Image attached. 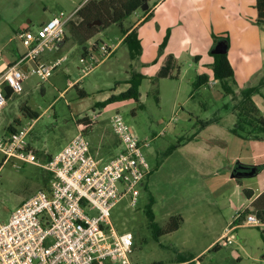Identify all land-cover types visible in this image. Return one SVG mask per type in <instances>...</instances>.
Returning <instances> with one entry per match:
<instances>
[{
  "label": "rangeland",
  "instance_id": "374dc122",
  "mask_svg": "<svg viewBox=\"0 0 264 264\" xmlns=\"http://www.w3.org/2000/svg\"><path fill=\"white\" fill-rule=\"evenodd\" d=\"M87 1L0 0V58L19 59L26 52L17 37L18 32L28 27L36 31L60 13L65 16L75 14ZM174 3L175 0H150L147 9L157 4L155 18L142 22L144 11L138 10L123 21L124 28L137 22L141 24H138L141 53L137 60H131L127 46L119 42L122 37L120 27L113 25L81 45L70 34L68 24L61 48L41 55L42 62L46 63L64 58L49 78L41 80L31 74V62L26 63V68L20 67L27 78L22 83L23 91L13 95L0 111V136L14 120L19 119L23 126L34 121L28 140L40 161L45 162L47 156L58 153L77 134V124L87 117L93 126L90 130V122L81 130L92 147V153L98 152L107 162L117 150L109 149L101 141L108 137L111 143H117L116 138L110 136V120L118 113L130 131L141 142L147 143L142 151L150 171L146 184L140 187L137 204L131 206L125 197L110 212L114 229L118 233L133 235L130 256L133 263L264 264V227H239L233 233V242L226 246L219 242L221 238L217 239L224 225L231 220L230 203L236 202L237 196L234 194L235 179L249 183L257 179V174L234 179L231 177L234 168L228 171L227 154H234L236 149L230 145V153L225 149L215 153L207 141L204 143V138L198 137L201 122L220 117L223 124L231 126L238 117L240 110L235 117L231 116L233 97L225 94L224 89L239 95L240 80L235 76L222 82L212 78L214 85L209 88L203 85L194 87L195 74L200 68L196 69L192 51L201 48L200 38L191 27L187 31L185 25L189 23L186 21L189 14L196 15L197 9L193 0H180V12H176ZM219 9L222 18L218 26L224 28L230 42H238L244 33L243 25L232 26L231 18L225 20L228 14H236L232 8L219 5ZM176 13L180 20L174 16ZM76 20L74 16L72 21ZM209 27L214 31L211 32L214 40L217 27L212 28L210 24ZM252 27L262 30L255 24ZM227 35H222L219 40ZM102 44L118 45L110 57L86 72L81 57L93 50L98 56L93 47ZM180 46L184 51L175 56L170 76L157 78L166 51L171 48L179 54L176 50H180ZM213 46L208 54L204 49L207 55L211 56ZM248 53L246 58L253 64L260 60L264 62V52ZM244 63L245 60L240 58L235 62L237 79L242 78V73L244 75ZM133 75L140 78L137 100L93 106L103 101L106 94L111 96L125 91ZM81 91L85 93L84 97L80 96ZM255 99L259 105L256 114H241L239 117L245 131L259 134L264 139L262 127L256 121L264 119V97ZM24 107L39 117L30 119L23 115ZM248 152L250 150L244 148L242 157H237L235 164L241 162ZM3 161L0 153V221L6 222L15 208L48 185L50 175L35 165ZM243 197L242 194L239 198L243 200ZM171 217L181 218L178 229L155 237L152 224L163 229ZM215 245L219 247L217 250L213 249ZM188 260L191 262L183 263Z\"/></svg>",
  "mask_w": 264,
  "mask_h": 264
},
{
  "label": "built area",
  "instance_id": "2783aa9c",
  "mask_svg": "<svg viewBox=\"0 0 264 264\" xmlns=\"http://www.w3.org/2000/svg\"><path fill=\"white\" fill-rule=\"evenodd\" d=\"M74 15L60 13L36 31L18 32L26 52L14 64L0 69V111L13 95L23 91L27 74L21 66L31 62L30 73L46 80L60 65L64 58L48 63L40 58L46 51L59 50ZM116 46L96 45L98 56L94 50L82 56L86 72L110 57ZM212 85L213 80L208 82V87ZM33 123L0 136V153L3 162L35 165L51 178L45 188L15 208L6 222L0 221V264H134L130 258L133 235L118 233L110 222V212L125 197L131 206L137 204L140 187L150 172L142 151L147 143L141 142L116 113L110 126L121 150L112 159L104 162L94 156L78 125L77 134L58 153L41 162L27 141ZM239 217L235 215V219ZM240 225L264 227L255 215H246ZM240 225L230 223L219 242L223 246L231 244Z\"/></svg>",
  "mask_w": 264,
  "mask_h": 264
},
{
  "label": "crops",
  "instance_id": "0c3cea01",
  "mask_svg": "<svg viewBox=\"0 0 264 264\" xmlns=\"http://www.w3.org/2000/svg\"><path fill=\"white\" fill-rule=\"evenodd\" d=\"M193 1H194V6L197 9V10H195L196 15L189 14V16L187 17V20H186L189 23H187L185 25V29L188 31L189 28L191 27L192 32L197 34V37L200 38L198 40V43L200 42L199 46L201 48H196V49H193V51H192L193 60L196 63V69L200 68L199 72L196 71L195 81H196L198 76L206 75L209 78V80L203 86L209 88L208 82L211 81V79L213 78L212 77V70H211V65L213 63V57L210 55H207L208 50H210V48H212V46L214 45V40H212V35H211V32L213 30L209 27V24L211 25L212 28L217 27L216 30L218 32L216 34V37L219 38L222 35H227L226 33L223 32L224 28H221L220 26H218V22L222 18L221 14H220L221 10L219 9V5H223L224 7L229 6L237 14L236 15V14L232 13L231 16L228 14L225 17V20H229L231 18V25L232 26H234L236 24H241V25H243V28H244V30H243L244 33L241 34L238 42H235L233 40L230 42L229 36L228 35L226 36L228 38L227 58H228L229 63L233 69V76L236 77V80H240V86H238L240 88L239 89L240 92L243 90H246L249 87H254V85L256 83H259L260 81L264 80V73H263L264 62L262 60H260L258 63L253 64L252 61L248 60L249 58H246V54L248 52H249L248 54H259V53L264 52V25L261 26L262 30L258 29V27L257 28L252 27L254 24H255V26L257 25L255 23V17H256V11L254 9L255 0H193ZM156 5L157 4H155L152 8H150V12L152 13V18H155V14H154L155 8L154 7ZM173 8L175 9L176 12H180V0H175ZM174 16L176 18H179L177 20H180V16L177 13ZM144 17L145 16L143 15V17L140 21H142ZM138 24H140V23L139 22L133 23V25H131L128 28H124V29H134L135 28L137 30V35H138V33L140 32V25H141V24L140 25H138ZM23 30H32V29L28 27V28H25ZM140 38H141V36H140ZM122 39H123V36L121 37L119 42H122ZM139 40H140V44H141V39H139ZM63 44L64 43H62L60 45L59 49L61 48V46ZM116 45H118V44H116ZM204 49H206L207 54L204 51ZM176 51L179 54H176L174 52V49H171V48L168 51H166V57L163 56L164 59H162L160 61L159 68H158L159 70H160L161 66L164 65L166 58L169 55H172L175 58V56L181 55V52H183L184 49H183V47L180 46V50H176ZM238 58L245 60V63H244L245 72H244V75L242 73L241 79H237L238 71H237V66L235 65V62L237 61ZM40 59H42V58H40ZM135 60H137V59H135ZM16 61H17V59L12 58V57H10V58L4 57V60H2V58H0V69L4 68L5 66L12 65ZM26 67H28L27 64L23 65V68H26ZM252 80H254V82H252ZM251 82L254 84L252 85ZM227 90L229 91V94L232 95V97H233L232 101L234 102V106L237 105L241 101L240 93L238 95V93L235 94L230 89H227ZM108 97H109V95L106 94L103 101L105 99H107ZM255 97L256 98L258 97V99L264 97V86H262L260 88L258 93L254 94L251 97V100H252L254 106L256 107V109H258L259 105H258V102L255 99ZM96 103H98V102H96ZM96 103L93 105L94 107H95ZM233 107H232V109L230 108L231 111H229V112L231 113V116L235 117V115H237L238 111L234 110ZM236 120H237V116L232 121V125L230 126L228 124L227 125L223 124L221 118L217 117V118H215L214 122H212L211 124H209L208 126L203 128L198 135V137L204 138V140H205L204 143H206V141L208 142V146L211 149H213V151L215 153L221 152L224 149L228 150V148H230V145L232 146V148L234 147L236 149V152L234 154H227L229 152V150H228V152H226V151L224 152L227 154V159H228L227 166H228L229 172L232 171V169L235 168L237 165H241L244 167H254V168L258 169V170H256L257 175L255 174L257 176V179H255L252 182L240 183V182H237L236 179L234 178L235 182H236V184H235V190L236 191L234 194L237 196L235 198L236 202L233 201L230 203V206H231L230 209L232 210L231 220H228L227 223L224 225V227L222 229V233L217 239H219L223 236L225 229L228 227V225L230 223L234 222L235 225L241 224L242 220L246 216L243 213V211L264 191V139L259 137V136H258L259 138H257V139H255L253 137L242 138V137H239V136L233 134L231 131L236 126V125L234 126ZM90 122L91 121L88 119V123H90ZM79 125H81L82 128L86 127L83 124H79ZM92 126H93V124L91 122L90 128H89L90 130H91ZM76 129L78 132L79 131L78 124L76 126ZM109 133L110 132H107V134H109ZM5 134H6V132H4L3 135H5ZM29 134H28V137H29ZM206 134H207V139H206ZM110 136L116 138L115 135L113 134V132ZM28 137H27V141H28L29 147L36 153L37 151H35L32 148V144L28 140ZM116 140H117V143L113 144L110 142V139L107 137V138H104L101 141V143L103 145L107 146L109 149H112L114 151L117 150L116 153L118 154L120 152L121 146H120L117 138H116ZM219 145L221 147H218ZM244 148H246L247 151L250 150V152H248V155H246L242 158L241 162L238 161V163L235 164V160L238 159L237 157H240V158L242 157V153H243ZM90 150L92 152L91 145H90ZM117 154H114L111 157H109V160L112 159L113 157H115ZM49 156L52 157L53 155H49ZM49 156H47V157H49ZM94 156H96L97 158H101L105 161V159L103 157H101L98 152H96ZM234 164H235V166H234ZM145 184H146V179L142 185H145ZM244 191H248V195L250 197L246 196ZM242 194L244 196L243 200H241L239 198ZM237 214H240V217L235 219V215H237ZM249 215H255V214H249ZM239 227H242V226L240 225L237 228H235L234 232ZM213 244H214V242L209 247H212ZM185 262H191V260H188ZM185 262H183V263H185Z\"/></svg>",
  "mask_w": 264,
  "mask_h": 264
},
{
  "label": "trees",
  "instance_id": "16d2710c",
  "mask_svg": "<svg viewBox=\"0 0 264 264\" xmlns=\"http://www.w3.org/2000/svg\"><path fill=\"white\" fill-rule=\"evenodd\" d=\"M150 0H88L84 6H82L74 16H76V21H70L68 24L69 32L74 37L79 44L84 45L87 41L91 40L101 31L116 25L120 27L122 32V44H125L129 50V55L131 60H135L140 56L141 53V44L140 40L137 35V30L134 29H124L123 21L127 19L132 13L141 10L142 8L146 7L144 10V18L142 22L146 21L150 17H152V13L150 12V8L147 9V5ZM254 9L256 11L255 23L258 26L264 25V0H255ZM214 45H216L217 41L219 40L218 37L214 36ZM219 40L223 42L226 48L228 47V38L224 37ZM95 49V46L93 47ZM213 57V63L211 65L212 70V77L213 80L222 82L224 80L231 79L233 77V69L229 63L227 58V52L221 54H211ZM174 57L169 55L166 58V61L163 66H161L160 70L158 71L156 77L157 78H167L170 76V72L174 69ZM140 78L136 75H133L131 82L129 83V87L117 94L111 95L104 101L96 103L95 107H101L105 104L116 102V101H126V100H137L138 97V82ZM209 78L206 75L198 76L196 81L194 82V87L198 88L207 83ZM264 86V80L260 81L258 85L254 87H249L246 90L240 92L241 101L235 105L233 108L238 113L237 117V125L231 131L233 134L242 137V138H249L253 137L255 139L259 138V134H255L249 131H245L243 127L242 120L239 116L241 114H246L247 116L256 114V107L254 106L251 97L258 93L260 88ZM226 94H229L227 89H224ZM80 96L84 97L85 93L83 91L80 92ZM23 115L29 117L30 119H37L38 114L31 112L29 109L25 107L22 109ZM253 116V115H252ZM212 121H205L201 122L200 127L201 129L205 128L212 122ZM257 123L261 125V132L264 135V119L259 118L256 119ZM19 119L14 120L12 124H10L6 129V134L14 132L17 127L20 126ZM80 124L87 125L88 118L84 117L81 119ZM262 133H260L262 135ZM5 134V135H6ZM262 135V136H263ZM175 148L172 147L171 150ZM50 159L51 157H47ZM47 159V160H48ZM258 170V169H256ZM150 173V172H149ZM148 173V175H149ZM147 175V176H148ZM49 178H51L49 176ZM50 180V179H49ZM245 195H248V191H244ZM245 215L255 214L256 217L264 223V191L243 211ZM181 218L180 217H171L169 220L168 225L160 229L156 225L152 224V229L154 231V236L158 237L162 234H167L169 232L175 231L178 229L180 225ZM219 247L218 245L213 246L214 250H217Z\"/></svg>",
  "mask_w": 264,
  "mask_h": 264
},
{
  "label": "water",
  "instance_id": "95a60500",
  "mask_svg": "<svg viewBox=\"0 0 264 264\" xmlns=\"http://www.w3.org/2000/svg\"><path fill=\"white\" fill-rule=\"evenodd\" d=\"M146 7L142 8L141 10H145ZM227 52V48L226 46L224 45L223 42H218L214 48L212 49V53L213 54H223V53H226ZM256 169L257 168H254V167H244V166H241V165H237L234 170H233V174L231 175V177H245V176H253L256 174Z\"/></svg>",
  "mask_w": 264,
  "mask_h": 264
}]
</instances>
